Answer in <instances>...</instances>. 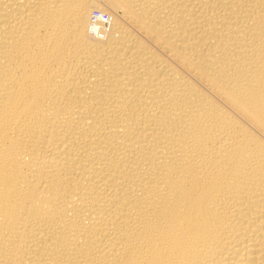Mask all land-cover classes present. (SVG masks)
Wrapping results in <instances>:
<instances>
[{
  "label": "bare ground",
  "instance_id": "1",
  "mask_svg": "<svg viewBox=\"0 0 264 264\" xmlns=\"http://www.w3.org/2000/svg\"><path fill=\"white\" fill-rule=\"evenodd\" d=\"M0 264H264V0H0Z\"/></svg>",
  "mask_w": 264,
  "mask_h": 264
},
{
  "label": "rangeland",
  "instance_id": "2",
  "mask_svg": "<svg viewBox=\"0 0 264 264\" xmlns=\"http://www.w3.org/2000/svg\"><path fill=\"white\" fill-rule=\"evenodd\" d=\"M99 15H100V13H99L98 11H94V13H93V16H94V17H97V16H99ZM101 16H102L103 19H105V21L108 20V18H107V17H108L107 14L104 13V14H102ZM92 20L94 21V19H92Z\"/></svg>",
  "mask_w": 264,
  "mask_h": 264
}]
</instances>
